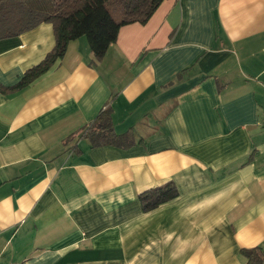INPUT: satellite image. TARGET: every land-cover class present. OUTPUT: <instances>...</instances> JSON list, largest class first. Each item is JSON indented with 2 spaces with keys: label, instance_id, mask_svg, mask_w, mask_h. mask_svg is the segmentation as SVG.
<instances>
[{
  "label": "crops",
  "instance_id": "1",
  "mask_svg": "<svg viewBox=\"0 0 264 264\" xmlns=\"http://www.w3.org/2000/svg\"><path fill=\"white\" fill-rule=\"evenodd\" d=\"M53 47L47 23L0 40V86ZM105 109L127 137L91 147ZM263 121L264 0H164L100 61L71 41L0 90V264H249ZM170 181L179 196L143 213L138 195Z\"/></svg>",
  "mask_w": 264,
  "mask_h": 264
},
{
  "label": "trees",
  "instance_id": "2",
  "mask_svg": "<svg viewBox=\"0 0 264 264\" xmlns=\"http://www.w3.org/2000/svg\"><path fill=\"white\" fill-rule=\"evenodd\" d=\"M0 0V40L17 37L35 29L43 23L50 24L53 31L54 47L44 59L27 70L21 81L10 89L19 90L60 61L71 41L86 38L96 61L105 56L108 48L116 42L118 32L123 26L145 24L164 0ZM91 142V147L102 145L120 146L126 135H116L111 114L108 109L100 114L83 132ZM127 147V143L121 145ZM179 196L176 185L167 182L144 191L138 195L140 210L150 212L160 205ZM249 264H262L264 254L261 248L241 250Z\"/></svg>",
  "mask_w": 264,
  "mask_h": 264
},
{
  "label": "rangeland",
  "instance_id": "3",
  "mask_svg": "<svg viewBox=\"0 0 264 264\" xmlns=\"http://www.w3.org/2000/svg\"><path fill=\"white\" fill-rule=\"evenodd\" d=\"M29 1V4H30V6L32 5H34L33 3H34V1L33 0H28ZM42 1H44V0H42ZM45 5L48 7V8H50L51 6H50V2H49V0H46V3H45Z\"/></svg>",
  "mask_w": 264,
  "mask_h": 264
},
{
  "label": "built area",
  "instance_id": "4",
  "mask_svg": "<svg viewBox=\"0 0 264 264\" xmlns=\"http://www.w3.org/2000/svg\"><path fill=\"white\" fill-rule=\"evenodd\" d=\"M263 124H264V121H263Z\"/></svg>",
  "mask_w": 264,
  "mask_h": 264
}]
</instances>
